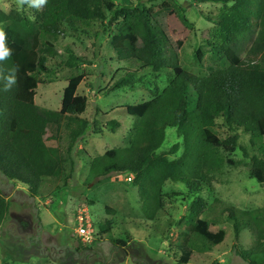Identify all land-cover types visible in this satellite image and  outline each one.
Listing matches in <instances>:
<instances>
[{
	"label": "trees",
	"instance_id": "obj_1",
	"mask_svg": "<svg viewBox=\"0 0 264 264\" xmlns=\"http://www.w3.org/2000/svg\"><path fill=\"white\" fill-rule=\"evenodd\" d=\"M195 1L222 4L217 15H204L216 25V30L203 31L209 49L196 51L199 65L204 67L202 75L180 63L184 41L174 39L170 33L172 15L177 14L184 23L189 21L183 6L175 9L166 5L151 11L140 9L134 0H122L123 5L111 15L104 0H47L39 10L30 8L31 15L0 7V27L7 34L6 44L11 49V56L0 61V71L7 75L9 69L18 66L17 82L10 90L4 91V82L0 81V172L9 180L28 186L33 197L39 194L45 178L61 177L66 167L67 158L60 149L47 144V133L60 139L65 126L72 151L92 125L95 133L102 132L97 118L83 116L88 97L77 91L86 78L84 72L68 79L60 109L36 103L37 90L44 83L40 74L52 72L48 58L61 56L56 42L63 36L64 23L88 27L100 20L116 26L110 33V46L118 61L129 63L115 82L117 88H133L143 74H167L169 82L164 89L158 87L151 99L126 106L127 113L135 119L129 143L92 157L90 177L133 175L149 220H155L164 210L166 182L185 184L190 191L188 197L193 200L189 212L180 220L176 236L181 264L191 261L196 243L211 248L226 238L224 229L215 230L214 222L202 216L208 205L199 193L203 158L208 150L221 148L232 154L239 148L237 134L208 139L206 129L214 127L217 119L234 131L241 128L250 134L249 144L255 153L250 155L246 148L240 149L252 160L250 177L264 184V0ZM167 43L172 47L169 53ZM67 53L62 62L68 68L90 63L87 56L71 48ZM106 126L115 132L121 122L110 120ZM168 128H175L183 141L160 151ZM182 147L180 157H169ZM228 162L234 164L231 159ZM226 207L233 214L237 239L245 228L252 229L257 237L249 249L236 247L237 255L249 264H264V221L259 219L264 209ZM9 211L10 203L0 189V225ZM99 230L118 245L109 222L101 224Z\"/></svg>",
	"mask_w": 264,
	"mask_h": 264
},
{
	"label": "rangeland",
	"instance_id": "obj_2",
	"mask_svg": "<svg viewBox=\"0 0 264 264\" xmlns=\"http://www.w3.org/2000/svg\"><path fill=\"white\" fill-rule=\"evenodd\" d=\"M104 1L109 15L123 5L122 0ZM134 4L151 11L166 5L186 8L188 23L177 14L172 15L170 33L174 39L184 41L180 63L202 75L204 67L199 65L196 51L198 48L209 49L203 31L216 30V25L204 15H217L222 4L197 3L195 0H134ZM0 7L7 12L17 9L15 0H0ZM23 11L31 15L27 6ZM113 27L100 20L93 21L88 27L62 25L63 36L56 42L61 56L48 58L47 65L52 72L40 74L44 83L39 85L36 103L44 108L60 109L68 79L84 72L86 78L77 91L88 97L83 116L97 118L102 132L95 133L92 125L72 151L65 126L60 139L47 133V144L59 148L67 162L61 177L44 179L36 197L31 196L28 186L11 181L0 172V189L10 203L9 214L0 225V264H181L176 236L181 227L180 220L189 212L193 200L192 196L188 197L190 191L185 184L167 181L164 210L155 220H149L144 215L137 186L128 180L129 174L90 177L92 157L129 143L135 119L127 113L126 106L151 99L158 87L162 90L169 82L167 74L160 77L143 74L133 88H117L115 82L129 63L118 61L110 46ZM68 48L87 56L90 63L73 69L65 66L62 60L67 57ZM171 50L167 43L168 53ZM114 119L120 121L121 126L112 132L106 123ZM206 131L209 140L237 134L239 148L232 154L221 148H211L203 158L199 193L208 207L202 216L214 222L215 230L224 229L226 238L211 248L196 243L188 264H249L237 255L236 247L249 249L257 237L250 228L243 229L239 239L235 237L233 214L226 205L247 211L264 209V184L250 177L252 160L240 149L246 148L250 155L255 153L249 144L250 134L241 128L234 131L222 119H217L216 125ZM182 141L175 128H168L160 151L169 150ZM182 153L183 147L169 157L175 159ZM82 207L88 209L95 228L94 240L89 243L77 238L75 233V216ZM259 219L264 221V215H259ZM108 222L118 245L99 232L100 225Z\"/></svg>",
	"mask_w": 264,
	"mask_h": 264
},
{
	"label": "clouds",
	"instance_id": "obj_3",
	"mask_svg": "<svg viewBox=\"0 0 264 264\" xmlns=\"http://www.w3.org/2000/svg\"><path fill=\"white\" fill-rule=\"evenodd\" d=\"M17 10H23L25 6L28 8H35L39 10L44 5L47 4V0H15ZM5 10H7V5H5ZM7 34L0 29V61H5L11 56V49L7 47L6 44ZM18 72V66H13L8 70V74L4 75L0 71V81L4 82L3 90L8 91L17 82L16 73Z\"/></svg>",
	"mask_w": 264,
	"mask_h": 264
},
{
	"label": "built area",
	"instance_id": "obj_4",
	"mask_svg": "<svg viewBox=\"0 0 264 264\" xmlns=\"http://www.w3.org/2000/svg\"><path fill=\"white\" fill-rule=\"evenodd\" d=\"M132 178H133L132 176H129L128 180L132 181ZM74 223H75V233L77 238L81 239L85 243H89L94 240L95 228L93 227L92 219L86 207H82L81 209H78Z\"/></svg>",
	"mask_w": 264,
	"mask_h": 264
}]
</instances>
